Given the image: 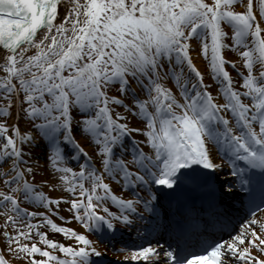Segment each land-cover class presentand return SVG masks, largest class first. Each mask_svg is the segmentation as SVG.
I'll use <instances>...</instances> for the list:
<instances>
[{
  "label": "snow or ice",
  "instance_id": "1",
  "mask_svg": "<svg viewBox=\"0 0 264 264\" xmlns=\"http://www.w3.org/2000/svg\"><path fill=\"white\" fill-rule=\"evenodd\" d=\"M0 264H264V0H0Z\"/></svg>",
  "mask_w": 264,
  "mask_h": 264
},
{
  "label": "bare ground",
  "instance_id": "2",
  "mask_svg": "<svg viewBox=\"0 0 264 264\" xmlns=\"http://www.w3.org/2000/svg\"><path fill=\"white\" fill-rule=\"evenodd\" d=\"M63 11V9H61V12ZM196 63V65H197V67L198 68H200L201 69V71H205V66H204V63L202 62V61H197V62H195ZM204 79H205V81L207 80V72H205V77H204ZM133 135H139L138 133H133ZM42 157H43V149L42 148H35L34 150H33V159H34V162L37 160V159H39V161H40V163H43V159H42ZM222 158H225L224 156H222ZM221 158L220 157H218L217 159H216V162L217 163H220L221 162ZM224 160V159H223ZM209 171H211V170H209ZM225 172H223V170H220L219 171V179L220 180H223L224 178H225ZM112 210H116L115 209V206H113V208H112ZM69 215H71V213L69 214ZM57 222V221H56ZM58 223V222H57ZM61 224H64V223H61ZM68 226V225H67ZM72 227V226H71ZM132 229H135L134 227H131ZM50 231V235H53V236H55L56 238H58V239H61V240H64L65 242H68L67 241V238H65V237H63L62 235H57V234H55V233H53V232H51V230H49ZM94 238V237H93ZM101 244H102V246H104V247H106L105 245H104V243L103 242H101ZM109 249V252H108V258H116V257H120V254L119 253H117V252H115L114 250H112V249H110V248H108Z\"/></svg>",
  "mask_w": 264,
  "mask_h": 264
},
{
  "label": "rangeland",
  "instance_id": "3",
  "mask_svg": "<svg viewBox=\"0 0 264 264\" xmlns=\"http://www.w3.org/2000/svg\"><path fill=\"white\" fill-rule=\"evenodd\" d=\"M227 51V52H226ZM225 51V55L227 56V57H231V55H235V57L238 59V57L236 56V53H234V52H232V51H228V50H226ZM229 52H232V53H229ZM192 55H193V57H194V61H198V58H200L197 54H196V52H193L192 53ZM203 61V60H202ZM205 64L207 63V61L204 59V61H203ZM231 69V68H230ZM232 70V69H231ZM210 82V81H209ZM213 86V85H212ZM140 135V134H139ZM142 138V137H141ZM46 192H48V194L49 195H51V196H56V195H58V194H60L59 192H52V191H50L49 189H47V188H45L44 189ZM65 207H67L66 205H64V206H62V209L63 208H65ZM59 218V217H58Z\"/></svg>",
  "mask_w": 264,
  "mask_h": 264
}]
</instances>
